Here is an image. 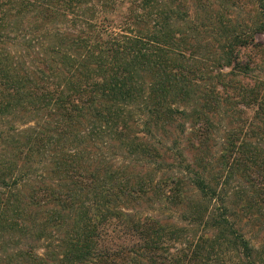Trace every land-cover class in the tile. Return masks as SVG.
<instances>
[{
    "label": "trees",
    "instance_id": "trees-1",
    "mask_svg": "<svg viewBox=\"0 0 264 264\" xmlns=\"http://www.w3.org/2000/svg\"><path fill=\"white\" fill-rule=\"evenodd\" d=\"M240 1L0 0V264H264Z\"/></svg>",
    "mask_w": 264,
    "mask_h": 264
},
{
    "label": "rangeland",
    "instance_id": "rangeland-1",
    "mask_svg": "<svg viewBox=\"0 0 264 264\" xmlns=\"http://www.w3.org/2000/svg\"><path fill=\"white\" fill-rule=\"evenodd\" d=\"M224 4H222L218 11H220V9L222 10L221 12L224 15V20L227 19V16L229 14V16H232V18L235 21H238V23L244 22L243 19L248 17V14L251 13L253 14L254 10H255V5L254 3L251 2V0H241L240 2H237L236 5H230L228 9H225ZM223 7V8H222ZM229 10V11H228ZM216 12V13H217ZM227 12V15H226ZM220 14V12H219ZM259 44H264V36L259 37ZM249 51H243L241 56L242 59L244 60V63H249L251 62V55L253 56H257L256 57V63L257 65V69L256 71L253 73L254 77L259 76L260 78H264V54H260V52L257 51V54L255 53V51H251L250 55L248 56ZM253 62V61H252ZM238 110V109H237ZM240 112V111H239ZM238 112L235 113L236 118H238ZM250 234V233H248ZM252 236H255V232L251 233Z\"/></svg>",
    "mask_w": 264,
    "mask_h": 264
}]
</instances>
